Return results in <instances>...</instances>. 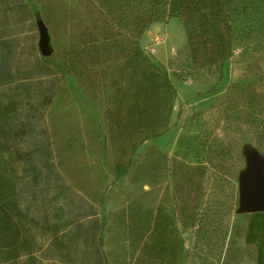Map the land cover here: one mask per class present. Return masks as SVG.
I'll return each instance as SVG.
<instances>
[{
  "label": "rangeland",
  "instance_id": "rangeland-1",
  "mask_svg": "<svg viewBox=\"0 0 264 264\" xmlns=\"http://www.w3.org/2000/svg\"><path fill=\"white\" fill-rule=\"evenodd\" d=\"M0 98L60 177L0 264H264V212H239L248 157L264 163V0H0ZM223 202L222 252L194 251L196 213L216 224Z\"/></svg>",
  "mask_w": 264,
  "mask_h": 264
},
{
  "label": "trees",
  "instance_id": "trees-1",
  "mask_svg": "<svg viewBox=\"0 0 264 264\" xmlns=\"http://www.w3.org/2000/svg\"><path fill=\"white\" fill-rule=\"evenodd\" d=\"M156 4H166L169 0H153ZM209 26L213 30L214 35L218 36V30L215 28L217 20L211 21L202 14ZM146 25L141 23L138 28H144ZM218 48L220 50V66L224 62V45L221 41L218 42ZM140 56H144L139 54ZM147 64L154 67L148 59L144 56ZM163 67V65H161ZM160 72V70L157 69ZM184 70H181L182 73ZM14 100L10 99L7 104L2 98H0V257H4L3 260L6 261V256L8 254L11 256V252L17 254L18 251L23 248L27 237V231L29 230L28 223L35 226L34 218L31 216V212L36 204H49L52 199H46V196L39 194L38 187L42 174L46 175L48 180L51 181L55 178L54 183L60 180L56 171H52L49 166H42L46 164V159H48L52 154L48 146V141L40 144L39 147L34 148L33 144L25 147V143L16 138V136L21 135L20 132L13 130L10 126V121L16 116H19ZM24 132L33 130L30 125L22 128ZM131 161H129L122 172V174L127 170ZM22 166L21 170L24 171L29 177L26 181H20L21 187L15 188V183L17 178L14 180L10 179L7 175V169L12 166ZM44 169L47 172H44ZM14 170V169H13ZM62 191H58L54 195V199L61 194ZM26 201L27 205L23 206L22 202ZM45 205L41 207L44 208ZM38 207V206H36ZM35 207V208H36ZM222 208V207H221ZM43 210V209H42ZM30 212V213H29ZM233 206L232 204H226L223 202V208L218 211L219 220L214 223L213 217L217 214L209 213L208 208H201L198 213H196V229H195V243L194 251L203 252L204 246L210 248L211 250L220 254L224 248V241L229 233L228 218L232 215ZM215 224V225H214ZM102 233V228L100 230ZM213 238H215L214 242ZM29 254L30 250H26ZM15 258V257H12ZM105 264V263H104Z\"/></svg>",
  "mask_w": 264,
  "mask_h": 264
},
{
  "label": "water",
  "instance_id": "water-1",
  "mask_svg": "<svg viewBox=\"0 0 264 264\" xmlns=\"http://www.w3.org/2000/svg\"><path fill=\"white\" fill-rule=\"evenodd\" d=\"M40 34L39 49L42 55H49V34L46 26L38 22ZM249 171L242 178L240 213L264 212V163L248 157Z\"/></svg>",
  "mask_w": 264,
  "mask_h": 264
}]
</instances>
